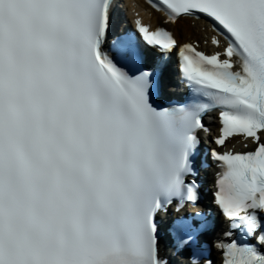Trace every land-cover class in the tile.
<instances>
[{
  "label": "snow or ice",
  "instance_id": "snow-or-ice-1",
  "mask_svg": "<svg viewBox=\"0 0 264 264\" xmlns=\"http://www.w3.org/2000/svg\"><path fill=\"white\" fill-rule=\"evenodd\" d=\"M146 3L218 50L125 0H0V264H264V0Z\"/></svg>",
  "mask_w": 264,
  "mask_h": 264
},
{
  "label": "bare ground",
  "instance_id": "bare-ground-1",
  "mask_svg": "<svg viewBox=\"0 0 264 264\" xmlns=\"http://www.w3.org/2000/svg\"><path fill=\"white\" fill-rule=\"evenodd\" d=\"M187 21H180L177 23V28L174 31L181 41L188 40L189 38L201 37L204 32L199 31L198 27H202V24H198L195 28H190L187 26Z\"/></svg>",
  "mask_w": 264,
  "mask_h": 264
}]
</instances>
